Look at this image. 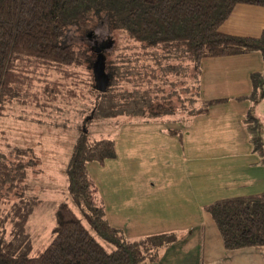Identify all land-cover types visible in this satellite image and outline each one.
<instances>
[{
    "label": "trees",
    "instance_id": "obj_1",
    "mask_svg": "<svg viewBox=\"0 0 264 264\" xmlns=\"http://www.w3.org/2000/svg\"><path fill=\"white\" fill-rule=\"evenodd\" d=\"M239 4L264 7V0H0V115H6L13 102L47 112L61 109L59 102L71 104L91 93L93 116L99 113L152 123L180 110L188 115L207 114L226 99L203 101L204 60L253 51L264 59V32L245 36L222 31ZM92 15L122 31L130 42L114 63H106L110 82L105 92L96 88L93 73V50L98 54L101 44L87 50L62 42L72 26L87 31ZM190 68L193 81L177 107L173 103L176 93L160 95L161 85L171 82V74L181 78ZM179 82L187 79L172 81V85ZM251 82V93L242 98L259 102L264 95V68L251 74ZM198 102L202 107H196ZM245 120L255 150L264 156L260 119L250 111ZM28 153L27 148L13 154L0 147V264H142L147 259L159 261L166 247L177 241L175 232L131 240L110 222L88 165L114 159L116 141L83 135L67 166V191L75 207L61 202L52 240L28 253L27 246L6 240L7 222L15 234L33 211L35 201L30 197L35 195L27 194L32 189L33 160H26ZM2 204H10L9 210ZM204 209L215 221L226 249L264 252V191L215 200ZM99 239L113 248L106 249Z\"/></svg>",
    "mask_w": 264,
    "mask_h": 264
},
{
    "label": "crops",
    "instance_id": "obj_2",
    "mask_svg": "<svg viewBox=\"0 0 264 264\" xmlns=\"http://www.w3.org/2000/svg\"><path fill=\"white\" fill-rule=\"evenodd\" d=\"M222 31L236 35L261 36L264 32V7L251 4L235 6L231 16L222 25ZM263 68L264 59L259 51L206 59L203 62L202 99L226 100L213 105L207 114H190L187 119L179 118L183 126L175 132L167 129L166 125L179 120L172 116L166 120L159 119L157 123L164 122L166 125L160 129L157 126L150 129L154 122L143 123L138 118L124 122H129V125L145 124L146 128H141L149 134V142L153 145H157L161 130L163 131L164 139L159 142L160 146L157 145L158 163L151 170H147L148 156L147 160L138 163L139 166L134 165V168L124 170L125 172L121 170L120 177L119 172L112 169L104 175L108 193H102L99 187L100 194L106 203L108 218L110 202H113L111 208L114 214L125 217L133 216V213L139 216L148 212L151 226L156 217L155 223L158 225L154 228L157 230L153 231L157 232L146 234H179L177 230L181 233L187 231L182 242L178 240L167 248L163 264H198L197 257L202 249L204 252L206 249L213 251L210 259L214 260L217 247L213 245L212 235L213 232H218L213 227V220L210 228L206 225L204 215L209 219L211 217L204 206L215 200L264 191V156L255 150L245 120L247 113L251 111L261 121L262 118L257 113L261 101L255 105L251 100L242 98L252 91L251 74ZM262 110L264 113L263 107ZM142 129L129 127L125 133H140ZM262 129L264 139V127ZM165 143H170L173 150L165 147ZM169 149L173 152H169ZM199 158L201 167L197 165L196 179L192 186L191 175L194 167L190 165L199 161ZM68 164L69 162L67 166ZM93 164H97L96 161L89 163L88 169ZM137 169H141L145 177H139ZM36 187L40 186L33 182L31 192L37 190ZM208 188L210 192H207ZM200 192L202 195L199 198ZM199 199L204 201L201 204L203 221L199 222L198 227L195 219L191 217L198 209ZM211 227L213 232H210ZM218 242L220 243L219 240ZM219 247L222 251L226 249L224 244ZM254 255L260 256L257 251ZM240 261L238 255L236 264ZM232 262L233 258H229V263Z\"/></svg>",
    "mask_w": 264,
    "mask_h": 264
},
{
    "label": "rangeland",
    "instance_id": "obj_3",
    "mask_svg": "<svg viewBox=\"0 0 264 264\" xmlns=\"http://www.w3.org/2000/svg\"><path fill=\"white\" fill-rule=\"evenodd\" d=\"M89 20L91 24L87 31L84 32V30L79 25L72 26L68 30L66 38L62 42L71 43L76 47H83L87 50H92L94 48L93 46H98L96 44L111 42V44H107L106 47H103L102 52L106 57V63H114V61L118 58L119 53H121L124 47L130 42L126 39L124 33L116 28H111L112 34H109L107 38L97 37L96 27H102L105 23L100 22L101 20L100 18L98 19V15H92ZM93 51L95 54H93V61H95L98 54L95 52V50ZM83 71L87 74L89 73V70H87L86 67L83 68ZM193 77L194 71L192 68H190L185 76H182L181 78L178 77V75L171 74L169 76V80L171 82H168L167 85H161L164 87V89L163 92H160V95L164 94L169 96L173 92L176 93V95L173 97V103L177 107H180V98H184L186 96L184 90L186 89L188 83L193 81ZM178 79L181 81H183V79L186 81L187 79V82H179L172 85V81H176ZM193 91L194 90L191 92L193 93ZM93 98L94 95L91 93L89 98L85 100H76L71 104L59 102L60 107H62L61 109H53L47 112H41L39 109H37V107L30 106V104L25 105L18 102H13L12 104L8 105L9 107L6 115H0V147L7 153L13 154L16 153V149L27 148L29 153L26 155V160L30 161L33 159L32 167L29 171V182L31 184H33V182L35 184L37 183V185L40 186L38 188L36 187L37 190L32 192L29 191L27 193L29 197L33 194L35 195L30 197L35 202L33 211L31 212L25 227L18 231V234H13L11 233V223L7 222L6 224V240L12 241L14 239L16 244L22 245V247L27 246L26 251L28 253H32L37 248L46 247L52 240L54 236L53 229L57 220V207L61 202H69L71 206L75 207L67 191L68 181L66 166L67 163L70 162L74 145L80 137L86 135L90 140L107 137L113 138L116 141L117 156L113 160L109 159L102 164L96 162L97 164H93L89 168L91 176L93 175L92 178L97 180L102 193H108V185H105L104 178L106 174L110 173L112 169L117 170L120 177L121 170L129 171V169L134 168V165L139 166L138 163H140V161L147 160L148 156L149 161L147 163L149 165L147 170H151L155 167V164L157 165L158 163V157L156 155L158 152L157 145L160 146L161 144H159V142L161 139H164L162 134L163 131L161 130L157 145H153V143L149 142V134L146 131H143L141 128H146L145 124L129 125V122L123 123L125 121H129V119H125L124 116L100 115L99 113L93 116ZM260 101L261 104H259L257 107V113L262 118L261 126L264 127V113L262 110V107L264 108V95ZM259 102H255V105ZM195 105L197 108L202 107L200 102ZM171 116L176 119L183 117H186L187 119L191 115L185 114V111L180 110L179 112L175 111L174 113L169 114L161 119L166 120L167 117ZM180 120L181 119L175 122L166 123L167 129H172V132L181 129L183 124H181ZM163 123L154 122L150 125V129H153L155 126L159 127V129L163 128L162 126H166ZM129 127H137L142 130L140 133L136 132L131 134L129 132L126 134L125 131ZM164 130L166 131V129ZM166 137L169 136L166 135ZM164 146L171 147L173 150V147L170 145V143H165ZM172 150L169 149V152L172 153ZM197 165L201 167V158H199V161H195V163L190 165L194 167L191 175L192 186L196 179L195 174ZM136 173H138L139 177L141 178L145 177L143 176L144 174L142 175L141 169H137ZM148 176H151V174ZM260 186H263V183H260ZM209 188L207 189V192H210ZM201 195L202 194L200 192L199 198ZM12 198H16L18 200L16 196H13ZM172 199L173 197L171 200ZM203 201H200V199L198 200V209L195 210L194 216L192 214L191 217L195 219V224H197L198 227L199 222L203 221H201L203 210L201 204ZM111 205L113 207V202H110L109 206V218L112 224L114 223V225L120 227L129 239L140 240L150 235L146 234L147 232H157L153 231L154 229L157 230L154 228V226L158 225L155 223L156 217H154V221L151 226L148 212L142 213L139 216H135V213H133V216L123 217L122 215L114 214ZM2 207L5 209L8 208L6 210H9L10 204H2ZM185 209L187 210V207H185ZM128 217L129 219H126ZM203 219H205L206 225L210 228L212 217L209 219L205 214ZM193 222L194 221H192V223ZM216 226L217 225L213 223V227L215 231L218 232V234L213 232L212 227L210 229V232H213V239L209 233V237L213 240V245H216L217 247L215 250V259L212 261L210 259L211 256H213V251L206 249L204 252V249H202L201 254H199L197 257L198 264H236L238 255L241 259L240 263L238 264H242V262L245 264H264V252L253 250V248L236 250L225 249L222 251V248L219 246L223 245L224 243ZM177 231L179 234H176L177 232L175 233L177 238L176 240H181L182 242L186 238L185 234H187V231H183V233H181L179 230ZM178 236L180 237L179 239ZM216 238L220 241V243ZM99 240L106 247V249L111 250L113 248L111 244L104 242L102 239ZM169 245L164 250L159 261L152 262L150 259H147L143 263L163 264L165 251ZM255 251H257L260 256L254 255ZM193 255L194 253H192V256ZM229 258H233L232 263H229Z\"/></svg>",
    "mask_w": 264,
    "mask_h": 264
},
{
    "label": "water",
    "instance_id": "obj_4",
    "mask_svg": "<svg viewBox=\"0 0 264 264\" xmlns=\"http://www.w3.org/2000/svg\"><path fill=\"white\" fill-rule=\"evenodd\" d=\"M93 73L96 82V88L100 92H105L108 89L110 78L106 71V57L104 53H99L93 63Z\"/></svg>",
    "mask_w": 264,
    "mask_h": 264
},
{
    "label": "clouds",
    "instance_id": "obj_5",
    "mask_svg": "<svg viewBox=\"0 0 264 264\" xmlns=\"http://www.w3.org/2000/svg\"><path fill=\"white\" fill-rule=\"evenodd\" d=\"M109 34H112L111 26L108 23H105L102 27H96L97 37L107 38ZM71 38V34H70Z\"/></svg>",
    "mask_w": 264,
    "mask_h": 264
},
{
    "label": "flooded vegetation",
    "instance_id": "obj_6",
    "mask_svg": "<svg viewBox=\"0 0 264 264\" xmlns=\"http://www.w3.org/2000/svg\"><path fill=\"white\" fill-rule=\"evenodd\" d=\"M107 44H111V42L101 43L100 47L97 48L98 54L102 53V49L101 48L106 47Z\"/></svg>",
    "mask_w": 264,
    "mask_h": 264
}]
</instances>
